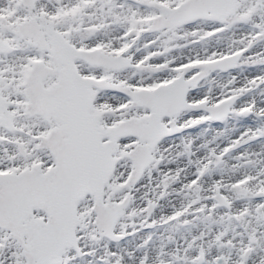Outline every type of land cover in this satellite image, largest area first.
<instances>
[{
	"label": "snow or ice",
	"instance_id": "snow-or-ice-1",
	"mask_svg": "<svg viewBox=\"0 0 264 264\" xmlns=\"http://www.w3.org/2000/svg\"><path fill=\"white\" fill-rule=\"evenodd\" d=\"M0 264H264V0H0Z\"/></svg>",
	"mask_w": 264,
	"mask_h": 264
}]
</instances>
